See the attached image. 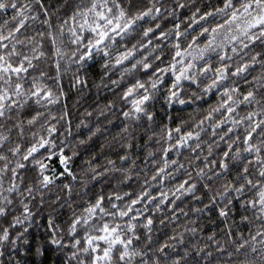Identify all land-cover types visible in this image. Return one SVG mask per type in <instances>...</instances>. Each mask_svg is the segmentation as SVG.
Wrapping results in <instances>:
<instances>
[{
  "label": "clouds",
  "instance_id": "9594fccd",
  "mask_svg": "<svg viewBox=\"0 0 264 264\" xmlns=\"http://www.w3.org/2000/svg\"><path fill=\"white\" fill-rule=\"evenodd\" d=\"M0 36V264H264V0H0Z\"/></svg>",
  "mask_w": 264,
  "mask_h": 264
},
{
  "label": "snow or ice",
  "instance_id": "6c2138e0",
  "mask_svg": "<svg viewBox=\"0 0 264 264\" xmlns=\"http://www.w3.org/2000/svg\"><path fill=\"white\" fill-rule=\"evenodd\" d=\"M30 7V6H29ZM21 12L24 11V8L22 7L20 9ZM157 11H159V9H157ZM98 15H103V13H97ZM21 23H23V21H21ZM73 23L75 24V18H73ZM94 27H98V25L94 26ZM114 27H119V24L114 25ZM125 27H127V25H125ZM17 30H19L17 28ZM6 39L5 37L0 36V43H3V40ZM53 42H55V37H52ZM4 48H8L9 46L7 44L3 45ZM26 69L24 68V63H18V64H11L10 60L8 62L5 61L4 55L0 54V72H4V71H8V72H16L19 73L21 71H25ZM16 88V93L17 95L19 94V88L20 85L17 84L15 86ZM39 91V89H37V92ZM11 104L13 107H15L19 101L17 99H15V97L12 94V89L9 88L7 91V94H5V89L4 88H0V114H3V111L5 109V107L8 104ZM225 103H227V101H225ZM229 111H231V109H229ZM47 179V177H45ZM102 199V198H101ZM135 203V201H134ZM150 219V218H149ZM105 231L108 232L110 231L107 226H105ZM103 238V237H101ZM117 239H119V237H117ZM105 254L107 253V249H104Z\"/></svg>",
  "mask_w": 264,
  "mask_h": 264
}]
</instances>
